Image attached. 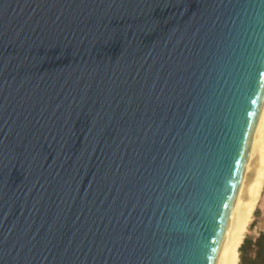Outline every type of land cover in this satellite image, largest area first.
<instances>
[{
	"label": "water",
	"instance_id": "95a60500",
	"mask_svg": "<svg viewBox=\"0 0 264 264\" xmlns=\"http://www.w3.org/2000/svg\"><path fill=\"white\" fill-rule=\"evenodd\" d=\"M263 88L264 0H0V264H210Z\"/></svg>",
	"mask_w": 264,
	"mask_h": 264
},
{
	"label": "bare ground",
	"instance_id": "6f19581e",
	"mask_svg": "<svg viewBox=\"0 0 264 264\" xmlns=\"http://www.w3.org/2000/svg\"><path fill=\"white\" fill-rule=\"evenodd\" d=\"M264 189V88L229 194L210 264H238L246 236Z\"/></svg>",
	"mask_w": 264,
	"mask_h": 264
},
{
	"label": "trees",
	"instance_id": "16d2710c",
	"mask_svg": "<svg viewBox=\"0 0 264 264\" xmlns=\"http://www.w3.org/2000/svg\"><path fill=\"white\" fill-rule=\"evenodd\" d=\"M259 209L255 211V219L249 225V233L246 234L239 248L238 264H264V227H257ZM257 229L255 234H251Z\"/></svg>",
	"mask_w": 264,
	"mask_h": 264
},
{
	"label": "rangeland",
	"instance_id": "374dc122",
	"mask_svg": "<svg viewBox=\"0 0 264 264\" xmlns=\"http://www.w3.org/2000/svg\"><path fill=\"white\" fill-rule=\"evenodd\" d=\"M259 209V216H258V225L257 227H260V228H263L264 227V189H263V193H262V196L260 198V202L257 204V207L255 209V211ZM255 214V212H254ZM253 214V217H252V220L250 222V225L251 223L253 222V220L255 219V215ZM257 231V229H255L253 232H251V234H255ZM249 233V228H248V231L246 234Z\"/></svg>",
	"mask_w": 264,
	"mask_h": 264
}]
</instances>
